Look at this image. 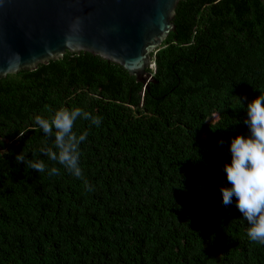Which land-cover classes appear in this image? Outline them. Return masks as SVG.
<instances>
[{"label":"trees","instance_id":"16d2710c","mask_svg":"<svg viewBox=\"0 0 264 264\" xmlns=\"http://www.w3.org/2000/svg\"><path fill=\"white\" fill-rule=\"evenodd\" d=\"M174 24L149 89L84 51L0 78V264H264L220 191L264 93V0H182ZM77 107L102 118L74 125L80 179L40 154L54 141L34 123Z\"/></svg>","mask_w":264,"mask_h":264},{"label":"water","instance_id":"95a60500","mask_svg":"<svg viewBox=\"0 0 264 264\" xmlns=\"http://www.w3.org/2000/svg\"><path fill=\"white\" fill-rule=\"evenodd\" d=\"M180 1L0 0V78L84 51L149 89L152 55L176 29Z\"/></svg>","mask_w":264,"mask_h":264},{"label":"clouds","instance_id":"9594fccd","mask_svg":"<svg viewBox=\"0 0 264 264\" xmlns=\"http://www.w3.org/2000/svg\"><path fill=\"white\" fill-rule=\"evenodd\" d=\"M246 112L244 123L249 135H238L231 140V162L223 169L231 186L222 187L220 191L225 207L232 205L235 198V206L248 225L246 234L249 241L264 245V93L248 103ZM78 119L88 120L96 127L102 123L101 117H94L78 107L60 108L50 118L36 116L34 123L44 136L54 141L55 150L45 146L40 149V154L80 179L83 177L80 146L87 140L88 132L79 135L74 132ZM16 160L38 173L46 171L43 159L26 160L20 154ZM57 174L59 169L55 167L48 171L50 176Z\"/></svg>","mask_w":264,"mask_h":264}]
</instances>
